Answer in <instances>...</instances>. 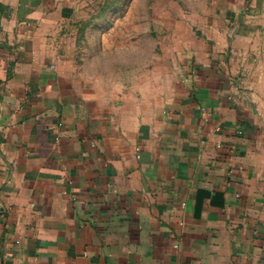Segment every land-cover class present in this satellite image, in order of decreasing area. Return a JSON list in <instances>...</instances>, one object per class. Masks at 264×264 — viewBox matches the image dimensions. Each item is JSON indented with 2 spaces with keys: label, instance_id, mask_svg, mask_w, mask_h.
Segmentation results:
<instances>
[{
  "label": "crops",
  "instance_id": "0c3cea01",
  "mask_svg": "<svg viewBox=\"0 0 264 264\" xmlns=\"http://www.w3.org/2000/svg\"><path fill=\"white\" fill-rule=\"evenodd\" d=\"M87 4L0 0V264H264V0L138 34L119 78Z\"/></svg>",
  "mask_w": 264,
  "mask_h": 264
},
{
  "label": "rangeland",
  "instance_id": "374dc122",
  "mask_svg": "<svg viewBox=\"0 0 264 264\" xmlns=\"http://www.w3.org/2000/svg\"><path fill=\"white\" fill-rule=\"evenodd\" d=\"M205 3L210 4L212 0H88L86 17L89 21L85 26L82 24L79 32V38L86 41L81 55L88 56L92 51L89 43L97 42L98 56L105 58L108 53L107 56L112 59L111 65L106 66L103 73L106 77L119 78L126 67L125 57L130 55L131 58L134 54L136 58V51H123L116 48L117 46L131 47L137 44V35L140 34L145 37L146 44L151 42V48L156 53H162L163 49L169 46V21L181 19L183 17H177L178 14H188L202 8ZM165 11L169 13L165 15ZM91 24L99 31L86 35V30ZM142 25L147 26L144 34L138 29ZM158 26L162 27L161 32L158 31ZM108 41L114 45L105 49ZM154 50L149 55L146 53L147 60L154 56Z\"/></svg>",
  "mask_w": 264,
  "mask_h": 264
}]
</instances>
